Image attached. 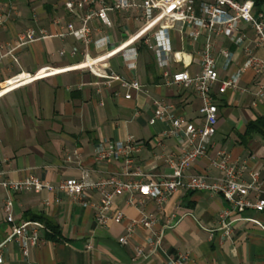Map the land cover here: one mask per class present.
I'll return each instance as SVG.
<instances>
[{"label":"crops","instance_id":"1","mask_svg":"<svg viewBox=\"0 0 264 264\" xmlns=\"http://www.w3.org/2000/svg\"><path fill=\"white\" fill-rule=\"evenodd\" d=\"M67 1L0 0L1 181L34 175L55 185L80 178L84 170L93 179L118 176L143 182L172 174L170 160L179 158L181 147L163 136L166 121H150L155 103L160 102L201 125V99L192 87L167 85L165 73L197 74L208 42L220 74L212 94L219 123L209 155L198 159L191 173L214 182L222 172L213 161L224 150L241 168L243 182L251 183L254 171L264 180V127L246 132L251 122L264 117V73L248 69L237 88L219 92L222 81L243 66L249 51L264 57L251 25L242 23L233 37L203 30L195 41L189 26L178 30L161 22L156 30L167 28L171 51L160 56L151 48L156 44L154 36L135 37L145 22L139 8L110 10L111 28L93 18L86 43L69 33L68 24L80 28L91 7L70 10ZM189 8L201 16L200 0ZM30 28L40 39L16 50L15 60L8 52ZM43 33L48 36L41 37ZM224 50L234 55L229 65ZM21 73L25 74L14 79ZM123 81H138L142 89L127 88ZM128 137L143 143L131 164L96 160L100 143ZM136 171L145 175L134 176ZM251 195L264 198V190ZM9 198L16 225H42L41 241L30 247L28 258L18 242L8 241L13 224L7 222L4 204ZM100 203L97 191L76 199L58 189L12 194L0 186V245L4 246L0 264H264V213L239 212L220 194L184 189L163 204L140 194L133 199L116 197L105 223L99 220ZM117 212L123 214L120 222L113 218ZM149 216L154 223L147 227L142 220ZM227 222H231L230 236L223 227ZM157 236L162 237L160 245L149 241Z\"/></svg>","mask_w":264,"mask_h":264},{"label":"built area","instance_id":"2","mask_svg":"<svg viewBox=\"0 0 264 264\" xmlns=\"http://www.w3.org/2000/svg\"><path fill=\"white\" fill-rule=\"evenodd\" d=\"M193 2L194 0H143L141 4H137L135 0H70L66 2V6L70 10L83 9L86 6H90L91 9L87 12L80 28L76 29L70 23L68 29L70 34L88 43L91 36L89 22L93 18H99L107 28H111L113 24L109 17L110 10L122 11L137 7L140 9V14L144 17L145 22L139 34H136L135 37L148 40L154 36L156 44L152 45L151 48L160 56L171 51L167 28L163 27L156 30L157 26L165 21L178 30H182L186 25L189 26L191 28L189 36L195 41L203 36V30L219 36L233 37L242 23L249 24L257 33L258 46L264 50V10H257L253 0H200L201 16H197L189 8ZM42 35L44 37L48 36L46 33L41 34V37ZM38 39H40V36L33 28H30L19 35L18 41L8 53L16 60L13 54L16 50ZM222 53L227 58L226 65H229L234 59V55L225 50ZM62 54H65V51ZM133 55H137L136 50H133ZM200 65L201 69L195 75H192L188 70L173 74L166 72L165 79L167 85L193 88L202 101L200 113L203 121L201 125L198 126L189 121L184 115L178 114L173 105L160 102L155 103V116L150 121L151 124L155 123L156 119L166 121L168 128L163 132V136L174 139L181 147L179 158L176 161L170 160V165L173 168L172 174L143 182L140 179L129 180L118 176L93 179L90 173L84 170L80 178L63 179L55 185L31 175L20 180H0V186H3L12 194L24 191H41L44 188L50 191L58 189L76 199H83L91 192L97 191L101 195L99 220L102 223L110 218L109 212L116 197L128 195L129 198L133 199L136 194H140L143 198H152L159 204H163L171 195L184 189L220 194L231 202L239 212L252 209L264 213V198L251 195L252 191L260 192V190H264V180H260V172L254 171L251 174V183L243 182L241 180V168L231 161L224 150L218 151L217 158L213 161V165L222 172V175L216 178L214 182L209 183L204 175L191 173V168L195 162L209 155L214 145L213 140L217 134L219 123V109L212 94L215 85L220 80V74L217 60L213 56V45L210 42L203 49ZM248 69H253L256 73H264V57L257 56L253 51H249L243 66L236 73L222 81L219 92L224 93L229 87L237 88L239 80ZM23 74L25 73H21L14 79L20 78ZM27 75L31 77V74L28 73ZM123 85L130 89H142V85L138 81H123ZM260 94L262 95V91ZM126 98H131V94H127ZM142 147L143 143L133 137H128L126 140L106 141L98 145L95 157L97 161L114 159L117 161L125 160L128 164H131L133 162L132 156L139 152ZM133 175L141 178L145 174L136 171ZM13 205L12 198L7 199L4 204L7 222L13 224V231L8 241L15 240L18 242L23 256L28 258L30 247L38 245L41 241L39 228L42 225L36 222L16 225ZM113 218L115 222H120L123 214L117 212L113 215ZM142 223L148 227L154 223V219L149 216L143 219ZM223 227L226 230V236H230L231 222L223 223ZM161 240L162 237L157 236L156 239H150L149 241L155 245H160ZM122 242L127 243L126 238H122ZM3 247V244H1L0 263L4 260ZM137 251L138 255L142 254L141 248H138Z\"/></svg>","mask_w":264,"mask_h":264},{"label":"trees","instance_id":"3","mask_svg":"<svg viewBox=\"0 0 264 264\" xmlns=\"http://www.w3.org/2000/svg\"><path fill=\"white\" fill-rule=\"evenodd\" d=\"M257 8L259 10H261L262 5L264 4V0H255L254 1ZM264 127V117H260L258 118L256 121L251 122L248 126H247V133H253L255 131H261V129ZM51 230H54L53 227H49Z\"/></svg>","mask_w":264,"mask_h":264}]
</instances>
